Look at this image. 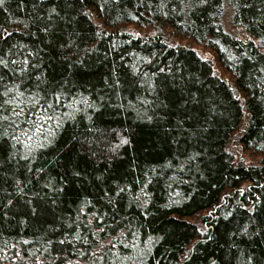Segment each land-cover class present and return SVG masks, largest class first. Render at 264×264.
I'll return each instance as SVG.
<instances>
[{
	"label": "trees",
	"instance_id": "16d2710c",
	"mask_svg": "<svg viewBox=\"0 0 264 264\" xmlns=\"http://www.w3.org/2000/svg\"><path fill=\"white\" fill-rule=\"evenodd\" d=\"M0 264H264V0H2Z\"/></svg>",
	"mask_w": 264,
	"mask_h": 264
},
{
	"label": "rangeland",
	"instance_id": "374dc122",
	"mask_svg": "<svg viewBox=\"0 0 264 264\" xmlns=\"http://www.w3.org/2000/svg\"><path fill=\"white\" fill-rule=\"evenodd\" d=\"M227 30L229 32L234 33L236 36L242 39H246V35L242 31L241 28H234V27H228L226 26ZM197 51L204 57V58H212L209 51H206V49H197ZM230 150L234 154L236 160L243 161L246 164H257L259 162L258 158L252 157L250 154L245 152L241 145L238 143L237 139H234L233 142L230 144Z\"/></svg>",
	"mask_w": 264,
	"mask_h": 264
},
{
	"label": "snow or ice",
	"instance_id": "6c2138e0",
	"mask_svg": "<svg viewBox=\"0 0 264 264\" xmlns=\"http://www.w3.org/2000/svg\"><path fill=\"white\" fill-rule=\"evenodd\" d=\"M0 2H2V0H0Z\"/></svg>",
	"mask_w": 264,
	"mask_h": 264
}]
</instances>
